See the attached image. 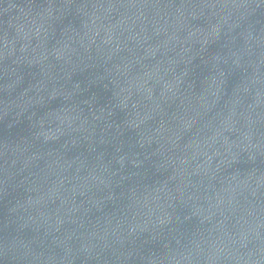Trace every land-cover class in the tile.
Here are the masks:
<instances>
[{"label":"water","instance_id":"water-1","mask_svg":"<svg viewBox=\"0 0 264 264\" xmlns=\"http://www.w3.org/2000/svg\"><path fill=\"white\" fill-rule=\"evenodd\" d=\"M150 264H264V0H0Z\"/></svg>","mask_w":264,"mask_h":264}]
</instances>
